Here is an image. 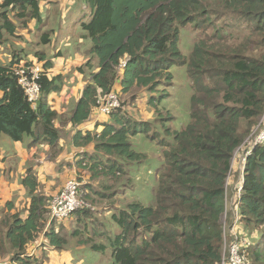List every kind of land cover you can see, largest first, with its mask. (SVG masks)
<instances>
[{
    "label": "trees",
    "instance_id": "16d2710c",
    "mask_svg": "<svg viewBox=\"0 0 264 264\" xmlns=\"http://www.w3.org/2000/svg\"><path fill=\"white\" fill-rule=\"evenodd\" d=\"M40 2H0V44L19 38V29L27 28L30 20H42ZM83 2L90 8V20L80 21L81 38L90 48L89 58L78 69L88 71L89 80L68 117L71 125H84L101 95L171 86L173 65L186 67L192 88L189 121L172 130L163 122L173 115H163L157 98L151 97L148 103L159 122L155 130L148 120L138 121L116 109L107 115L109 122L95 127L100 126L99 131L75 132V146L93 144L92 153L77 155V167L86 169L88 176L85 182L76 178L87 201L91 196L111 201L122 187H130L133 169L146 164L148 154L133 148L131 136L141 133L158 140L152 203L133 198L116 206L110 218L118 233L96 224V208L78 209L71 216L75 228L64 233L63 224L56 228L55 220L49 222L51 196L41 191L36 173L28 169L21 179L29 196L25 211L12 212L7 203V212L0 214V264H43L44 255H28V247L41 234L56 250H63L69 239L77 245L91 242L89 248L98 252L110 246L112 264H219L233 152L264 113V0ZM188 25L196 37L184 54L180 30ZM38 36L40 45L51 41L50 33ZM13 51L9 62L0 60V135L12 141L31 136L33 144L49 146L55 156L62 130L55 125L59 115L47 97L61 89V75L52 74L53 62L45 53L35 52L42 71L40 97L33 106L12 73L20 60ZM167 95L163 89L160 98ZM239 184V224L247 231L240 236L249 240L242 253L247 264H264V142L251 148Z\"/></svg>",
    "mask_w": 264,
    "mask_h": 264
},
{
    "label": "rangeland",
    "instance_id": "374dc122",
    "mask_svg": "<svg viewBox=\"0 0 264 264\" xmlns=\"http://www.w3.org/2000/svg\"><path fill=\"white\" fill-rule=\"evenodd\" d=\"M55 13L56 12L53 11V13L50 14L52 15V19L50 20L49 24L45 23L43 27L39 29V31L34 30L32 31V33H36L34 35L42 34V32H47L48 34L50 33V37L52 39L50 43L52 41L55 42V45H52L54 49L52 48L53 50H50V51H52L54 55L55 53H57L55 49L57 47H60L63 50L62 64H65L67 63V60L70 58V56L73 57L74 55L73 47L70 44L74 45L75 43L81 42V36L78 33L79 30L81 29L80 21L83 20V21L88 22L90 20V8L83 2V0L75 1V5L72 11V13H74L76 17V18L72 17V19L78 20L75 24L69 23L71 20L70 14L67 15L68 17H64V16L59 17L58 22L53 21L54 20L53 15H55ZM44 14H46V11H44ZM50 15H47V16H50ZM52 27H56L57 29L56 28L52 29ZM52 30H54V32ZM56 30L58 31L57 35L54 34ZM180 31H181L180 32L181 34H180L179 48L184 54H187L192 47V43L194 41V38L196 37V32L192 29L190 25L182 27ZM81 32H82L81 34H83L82 30ZM198 33H199L198 35L201 34L200 32ZM233 35L238 36L236 34H233ZM12 40H15V39H11V41ZM25 41L26 39L23 38L22 40H20V42H18V46L20 48H17V50L20 51L21 57L19 58L21 61L23 60L21 58L24 57L23 51L27 49ZM68 42H70V44ZM6 45L7 43L3 44V47H5ZM3 47L0 49V60L3 61L4 63H7L12 59V57L10 56V52L5 51ZM83 48L89 49L90 45L83 46ZM44 50L46 51L47 47H45ZM87 55H88V51H87ZM73 71L74 69L71 67V69L66 70L65 72H62L60 76L61 81H64L65 84L69 88L72 86L71 76H72ZM170 72L172 74V85L169 87L160 85L158 91L156 90L154 92L147 91L146 89H140L137 91L129 92L127 94H120L119 96L121 100L120 102L123 104L124 106L123 110H125L128 116L138 121L142 120L140 118L141 115L146 116L148 117V121L151 122L152 124L151 125L152 130L157 129L159 126V122L156 119L157 116L154 112V108L148 103L151 97H155L157 98V106L158 108L161 109L163 115L167 112L173 115V119L166 120L163 123L170 126L172 130H180L184 125L187 124V122L189 121V106H190V97L192 94V88L190 86V81L188 79L186 67L180 66V65H173L170 68ZM83 74H84L85 80H88L89 79L88 71H86ZM80 75L83 80V75L82 74ZM163 89H166V91L168 92V95L163 98H160ZM133 97H135V99ZM143 109H145V111ZM151 109L153 110L154 113H151L152 117H149V114L146 112H151ZM263 121H264V117L263 115H261L258 118L256 124L252 126L251 131L244 137L241 145L237 147L233 152L231 168H230V172L228 174L227 180H226V195H225L226 213H223L221 217L222 226H223V250H222L223 259H226L228 257V245L230 241L233 239L232 235L230 234V231H231L230 226H231V218H232L231 214L234 208V202L236 200L235 198L236 186L240 183L241 177L243 176L244 166L242 165L240 160H242V157L247 152V149H246L247 144L243 145V143L247 139H250L248 136L252 133L254 129L257 130L261 126V123ZM28 139L29 141H31L30 136L25 135L23 138V141L25 142ZM3 140H5L7 143H4ZM148 140L149 138H146L145 135L141 133L130 137V141L132 143L133 148L139 152H147L148 159L146 161V164L139 166V167H142V170L137 171L138 169H133V172H131L130 176L132 177L133 182L131 185L129 184L130 185L129 188L122 187V189L116 194V196L111 201L101 200L94 196L90 197L92 204L97 209V213H96L97 216L96 215L93 216L98 219V222L96 224H115V223H112V220L110 218L112 211H114L116 206H117L116 208L120 206H124V203L128 202L129 200H132L133 198L139 199L145 205H149L152 203L153 189L155 185L154 184L155 183V172L159 164L158 162L155 161L156 159H154L153 155H155V157H158V159L160 158V146L158 145V140L152 143ZM8 143H13V141L9 139L6 135L1 134L0 135V153L2 152V149L5 150L3 152L4 154L12 151V147L10 148L8 146ZM46 154L47 152L44 153V157L46 156ZM54 157L51 156V159ZM62 166H64V168H62ZM61 168H62L61 171H65L68 168V165L66 164L65 161L63 162L62 165H57L55 170L61 169ZM60 173H63V172H60ZM67 178L66 176L62 177L61 175L60 178L56 177L55 179H51L49 183L46 182L48 183L47 187L49 186V184H52L53 186L51 187V190L53 193L54 190L58 186L60 188L58 190L59 192L64 186V183ZM78 181L80 182V180ZM93 184L95 185L93 187L95 189H98V184H96V182L95 183L93 182ZM64 223L65 224L67 223L68 226L70 224H75V217H71L69 218V220L64 219V220H58L54 222V224H56V228L58 224H64ZM116 227L119 229L117 225ZM239 231H240L241 236L247 235V231L242 229L241 224L239 226ZM118 232L119 230L117 232L113 231L112 233H118ZM73 242H75V244H72V246L70 245V247L73 248L72 251L77 256L78 255L81 256L80 254L83 255L81 259L87 260L88 258L93 256V260L89 264H112L110 246H108L104 252H99V253L94 252L93 253L91 252L92 250L88 248L91 242H88L87 244H78V245L76 243V240H73ZM67 246L63 249H67L69 247ZM66 251H68V249ZM226 264H230V263L226 262ZM245 264H247V261L245 262Z\"/></svg>",
    "mask_w": 264,
    "mask_h": 264
},
{
    "label": "crops",
    "instance_id": "0c3cea01",
    "mask_svg": "<svg viewBox=\"0 0 264 264\" xmlns=\"http://www.w3.org/2000/svg\"><path fill=\"white\" fill-rule=\"evenodd\" d=\"M75 1L76 0H41L40 9H41L42 20L40 22H38L36 19L30 20L26 29L25 28L23 30L19 29L18 31L19 32L18 35L20 36L19 38L9 41L5 47H3V44H0V49L3 47L5 51H9L10 56L13 50H15L17 51L16 53L18 54L17 57H21L20 51L17 50V48H20L18 46V42H20V40L25 38L27 49L23 51L24 57H22L21 59L35 60L36 59L34 56L35 52L40 51L45 53L46 57L52 60L53 75H57V74L61 75L62 72L71 69V67L74 69L71 76L72 86L69 88L65 84V82L62 81L63 84L61 89L57 92L50 93L47 97V100L51 108L54 109L59 115V118L55 123V125L62 130V135L58 142L60 148L59 153L56 154L55 157L53 156L54 158L51 159V151L49 146L45 144H33L31 136H30L31 141H29L28 139L25 142L22 140V141H13V143H8V146L10 148L12 147V151L6 154L3 153L5 150L2 149V152L0 153V214L7 212V208H6L7 203L12 204V209H11L12 212L18 210L25 211V208L28 206L29 203V196L26 192V189L21 184V179L24 177L28 169H31L36 173L38 181L41 186L40 189L47 196H52L53 194L55 195V193L58 192V190L60 189L58 186L52 193L51 187L53 185L49 184V186L47 187V184L51 181V179H55L56 177L60 178L61 175L62 177L64 176H66V178L68 177L66 180L71 178H77L80 176L83 177L85 182L86 181L85 179L88 177L87 172L86 169L82 170L81 168L77 167V160L79 158L77 155L85 151L92 153L93 144H88L85 147H77L73 144V140H72L73 135L78 130L88 129V130L99 131L101 128L100 126L95 128L98 124L102 122L110 121L107 118V116L97 115L95 113L84 125L80 127H73L70 121L68 120V117L70 116L71 111L73 110L78 98L80 97L85 84L89 80V79L85 80L84 74L81 73L78 68L81 67L89 58V55H87V51L89 49H84L83 46H89L90 42L89 41L87 42L86 38L84 39L81 38V42L75 43L74 45L68 42L73 47L74 55L73 57L70 56V58L67 60V63L62 64L63 50L60 47H57L55 50L57 51V53L59 52L61 56H55L57 53L53 55V52L50 50L54 49L52 45H55V42L52 41L48 45H40L37 40L38 35H34L36 33H32V31L34 30L39 31V29H41V27H43L45 23L46 24L50 23V20L52 19V15L50 14H52L53 11L56 12L55 15H53L54 16L53 21L58 22L59 17H63V16L68 17L67 15L70 14L71 20L69 23L75 24L78 21L77 19L76 20L72 19V17L76 18L74 13H72L73 7L75 5ZM44 11H46V14H44ZM56 27H52V29ZM57 33L58 31L56 30L54 34L57 35ZM78 33L80 34V36L82 35L81 29L79 30ZM45 47H47V50L49 51L47 50L45 51L44 50ZM80 74L83 75L84 81L82 80ZM143 110L145 111V109ZM146 113L149 114V117H152L151 113L154 112L151 109V112H146ZM140 118L142 120H148V117L146 116L141 115ZM3 141L4 143H7L5 140ZM150 142L152 143L154 141H150ZM45 152H47V154L44 157ZM153 157L154 159H156L155 160L156 162H159L160 158L158 159V157H155V155H153ZM64 161L68 165V168L65 171H61L62 168H64V166H62L61 169L55 170L56 166L62 165ZM135 169H138L137 171H139L142 170V167H137ZM24 214L26 215V213ZM63 225L64 228L62 230L66 233H69L76 226V224H70L68 226L67 223L66 224L64 223ZM101 227L104 228V225H102ZM105 229H109L111 230V232L113 231L117 232L119 230L115 224H105ZM41 237H43L42 234L39 236L37 241H35L28 247V250L31 251V249L33 248V250H35L34 255L36 256L44 255L45 260L43 264H89L93 260V256L88 258L87 260H84L81 259L83 256L82 254H80L81 256L79 255L77 256L75 253H73L72 251L73 248L70 247V245L72 246V244H75V242H73L72 239L68 240V246H69V247L67 246L68 251H66L67 249L56 250L55 248H53V246L52 248L49 247L47 250H43L40 247L38 248L36 247V245L39 243L38 240ZM91 252L99 253L98 251H94V250H92Z\"/></svg>",
    "mask_w": 264,
    "mask_h": 264
},
{
    "label": "built area",
    "instance_id": "2783aa9c",
    "mask_svg": "<svg viewBox=\"0 0 264 264\" xmlns=\"http://www.w3.org/2000/svg\"><path fill=\"white\" fill-rule=\"evenodd\" d=\"M2 0H0L1 2ZM126 60L122 61V66H124ZM12 73L16 76V80L18 84L24 91V94L27 100L32 103L34 106L36 101L40 97V85L38 82L39 74L42 71V63H40L37 59L33 60H20L18 63H15L12 68ZM120 97L115 92H110L105 95H101L97 101V108L95 114L107 116L113 110L122 109L123 104L120 102ZM264 117V113L262 114ZM263 124V125H262ZM250 139H247L244 144H247V152L242 157L240 162L244 166L246 158L249 156L251 152V148L255 144H261L264 142V121L261 123V126L257 130H253L252 133L248 136ZM242 179V177H241ZM81 183L76 180V178H71L66 180L62 189L57 192L55 195L51 197L49 204V222L64 220L71 218L72 214L81 208H86L90 210H94L95 206L90 202L85 200L81 196L80 191ZM241 195V187L240 184L236 186L235 193V202L234 208L232 210V220L230 226V234L233 239L230 241L228 245V257L226 259L221 258L219 264H226V262L230 264H245L247 261L245 259V255L242 253V248L249 245V240L246 237H241L239 232V216L237 211V200ZM226 213V210L225 212ZM48 222V223H49ZM50 224H47L46 228L49 227ZM39 243L36 247H40L43 250H47L50 244L45 240L44 237H41ZM29 255L35 254V250L33 248L31 251H28Z\"/></svg>",
    "mask_w": 264,
    "mask_h": 264
}]
</instances>
